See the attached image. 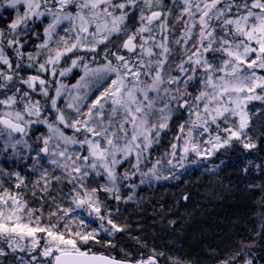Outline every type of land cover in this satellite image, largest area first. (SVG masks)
Masks as SVG:
<instances>
[{"label": "rangeland", "instance_id": "rangeland-1", "mask_svg": "<svg viewBox=\"0 0 264 264\" xmlns=\"http://www.w3.org/2000/svg\"><path fill=\"white\" fill-rule=\"evenodd\" d=\"M165 2L0 0V16L16 11L10 31H0V118L27 129L15 141L0 125V145L6 137L10 147L37 141L50 165L83 186L94 174L115 184L120 166L124 183L157 181L210 163L238 142L236 128L246 129L264 107V0ZM163 10L167 20L152 23L150 15ZM45 19L38 64L31 61L35 41L15 37L19 28ZM129 39L138 44L137 54L126 55L123 65L119 57L118 65L107 63ZM23 44L30 52L21 51ZM102 56L105 64L85 60ZM197 81L182 93L181 84ZM176 113L182 118L171 129ZM164 135L166 146L152 157ZM72 201L74 219L95 228L100 223L103 232L111 225L90 195ZM27 221L16 192L0 194V264H52L50 250L81 251L75 242L83 235L50 233L43 230L47 224ZM5 251L11 254L3 263Z\"/></svg>", "mask_w": 264, "mask_h": 264}, {"label": "trees", "instance_id": "trees-1", "mask_svg": "<svg viewBox=\"0 0 264 264\" xmlns=\"http://www.w3.org/2000/svg\"><path fill=\"white\" fill-rule=\"evenodd\" d=\"M169 4L170 0H166L168 7ZM15 19V10L3 11L0 31H10ZM45 26L46 19L44 23H29L19 28L15 39H33L38 47ZM24 44L21 51L30 52ZM40 49H36L32 62H38ZM109 57L113 65H118L116 57L122 65L126 61L122 50L109 53ZM172 58L167 51L166 63ZM99 62L104 63L101 58ZM3 82L0 80V84ZM188 86H181L185 88L182 93H188ZM181 118L182 114H174L171 129ZM236 129L241 136L238 142L218 153L210 163L154 177L157 181H151L152 177L145 181L136 178L129 184L122 182L120 166L115 184L94 174L82 179L83 186L50 165L35 146L37 141L30 143V148L10 147L6 137L0 145V194L16 192L24 204L27 222L47 224L43 228L46 232L83 235L85 240L75 242L83 252L132 262L154 258L159 264H264V107L246 129ZM161 140L151 150L152 157L164 149L167 135ZM84 194L96 201L105 224L110 222L105 232L99 228L100 223L95 228L71 215V199ZM51 222L54 224L49 227ZM112 224L120 226V230L115 231ZM10 254L5 251L1 262L10 260Z\"/></svg>", "mask_w": 264, "mask_h": 264}, {"label": "water", "instance_id": "water-1", "mask_svg": "<svg viewBox=\"0 0 264 264\" xmlns=\"http://www.w3.org/2000/svg\"><path fill=\"white\" fill-rule=\"evenodd\" d=\"M124 47L131 54H134L136 51V47L132 41H127ZM0 124L17 136H22L26 131L23 126L14 123L13 121L6 118H2L0 120ZM57 254H58V258L56 259L55 264H137L132 262L111 259L110 257L103 255L61 253V252H57ZM150 262H154V260H151Z\"/></svg>", "mask_w": 264, "mask_h": 264}, {"label": "bare ground", "instance_id": "bare-ground-1", "mask_svg": "<svg viewBox=\"0 0 264 264\" xmlns=\"http://www.w3.org/2000/svg\"><path fill=\"white\" fill-rule=\"evenodd\" d=\"M17 39L20 40V38H17ZM28 40H29V39H28ZM13 41L16 42L15 39H14ZM26 41H27L26 38L21 40V42H26ZM30 41H35V40L31 39ZM42 43H43V41H42ZM184 84H185V83H184ZM184 84H181L180 86H182V85H184ZM186 84H188V83H186ZM188 85H189V84H188ZM193 85H194V86H199L200 83H198V81H197V82H195ZM189 86H192V85H189ZM187 95H188V93H187ZM184 100H185V99H184ZM22 204H23V203H22ZM23 205H24V204H23Z\"/></svg>", "mask_w": 264, "mask_h": 264}]
</instances>
